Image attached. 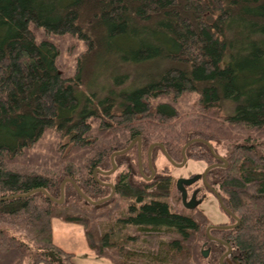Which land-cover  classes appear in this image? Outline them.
<instances>
[{
	"label": "trees",
	"instance_id": "obj_1",
	"mask_svg": "<svg viewBox=\"0 0 264 264\" xmlns=\"http://www.w3.org/2000/svg\"><path fill=\"white\" fill-rule=\"evenodd\" d=\"M137 136L176 162L209 141L235 215L221 206V224H239L210 241L208 215L169 167L143 178L136 146L94 175ZM186 155L217 161L198 141ZM98 179L116 192L95 205L76 185L99 200L112 187ZM0 197V264H77L55 218L113 264H220L229 246L224 264H264V0H0Z\"/></svg>",
	"mask_w": 264,
	"mask_h": 264
},
{
	"label": "rangeland",
	"instance_id": "obj_2",
	"mask_svg": "<svg viewBox=\"0 0 264 264\" xmlns=\"http://www.w3.org/2000/svg\"><path fill=\"white\" fill-rule=\"evenodd\" d=\"M192 159L188 160L184 168H177L171 171L174 176L179 177L202 172L208 165L204 160ZM165 162L166 158L160 156L157 165L162 168V163ZM200 209L208 215L210 224L217 225L228 221L227 215L221 210L219 201L215 196H211ZM53 238L65 250L75 253L77 264H113L107 258L98 256L88 246L84 229L79 224L64 222L55 218L53 220Z\"/></svg>",
	"mask_w": 264,
	"mask_h": 264
},
{
	"label": "water",
	"instance_id": "obj_3",
	"mask_svg": "<svg viewBox=\"0 0 264 264\" xmlns=\"http://www.w3.org/2000/svg\"><path fill=\"white\" fill-rule=\"evenodd\" d=\"M138 140H139V142H140L141 138L138 137ZM200 140L203 141V142H205V143H207V144L209 145V147L211 148V150L213 151V153H215V152H214V149H213V146L209 143V141H207V140H205V139H202V138H195V139L191 140L189 143H187V144L183 147V150H182V153H183V162H182L181 164H177L175 161H172L173 164H175V165H177V166H180V167L184 166V165L186 164V162H187L186 149H187L188 145L191 144L192 142L200 141ZM135 142H136V140H133V141L131 142V144H130L127 148H125V149H123V150H120V151H116V152H114V153L112 154V156H111V160H112L113 167H112L110 170H108V171H103V170H101L100 168H96V169L94 170V175L97 177V174H98V173L111 174V173L115 172L116 169H117V163H116L115 157H116L117 155H120V154L126 153L127 151H129L130 149H132L133 146H134V144H135ZM156 145H161V146L163 147V149H165L164 146H163L161 143H154V144L150 147V153H151L152 149H153ZM164 151H165V150H164ZM165 153H167V152L165 151ZM166 155H167V154H166ZM167 156H168V155H167ZM150 157H151V156H150ZM168 157H169V156H168ZM218 157L223 158V157H221V156H218ZM169 159H171V158H169ZM214 166H216V165H215V164H214V165H211V166H209V167L206 169V171H205V173H204V179H205V181H206V174H207V172H208L212 167H214ZM224 166H227V162H226V164H225ZM150 167H151V170H152V175H151L150 177H147L146 174H145V172H144L143 165H142V162H141V159H140V170H141V173L143 174V176H144L146 179H151V178L153 177V175L155 174V169L153 168V165H152V163H151V160H150ZM201 177H202V174H197V175H195V176H193V177H190V178L181 177V178H179V179L177 180V185H176V186H177V189H178V191H179V192L181 193V195H182V200H183V204H184V206L187 207L188 209H195L196 207H198V206L203 202L202 199H201V200H197V199H196V194H194L193 197H192L190 200H188V193H187V188H186L187 185H191V184H193L194 182H196V181H197L199 178H201ZM98 181H99L100 183H102V184H107V185H109V186L112 187V191H111L110 195H108L107 197H104V198H102V199H99V200H93V199H91L89 196H87V195H86V194H85V193L79 188V186L76 185L77 191L80 193V195H82L83 198L87 199L90 203L95 204V205H100V204H102L103 202H105V201L111 199V198L114 196L115 192H116L115 186H113L112 184L104 183V182H102L100 179H98ZM67 182L75 183V182H74L72 179H70V178L64 180V182L62 183V196H61L60 199H57V198H53V197H51L54 201H57V202H59V203H63V202L65 201V184H66ZM37 191H42V192L48 194V192H47L46 189H44V188H39V189H35V190H33V191L29 192V193H26V194L15 195L14 197H16V196H29V195H31V194L37 192ZM48 195H49V194H48ZM217 196H218V199H219V201H220V203H221L223 209H224L226 212H228V213L232 214L233 216H235L232 212H230L227 208L224 207L223 202H222L221 197L219 196V194H218ZM7 198H10V197H0V201H2V200H4V199H7ZM236 219H237V218H236ZM238 224H239V219H237V222H236L235 224L224 225V226H215V227L229 228V227L237 226ZM212 227H213V226H209L208 229H207V233H208V235H209L210 238H214V237L211 236V234H210V229H211ZM218 240L221 241L222 243L226 244V243H225L224 241H222L221 239H218ZM226 245H227V244H226ZM230 252H231V246H229L228 251H227V252L221 257V259H220V264H224V259H225V257H226ZM209 253H210V249H202V254H203V256H204L205 258H207V257L209 256Z\"/></svg>",
	"mask_w": 264,
	"mask_h": 264
},
{
	"label": "flooded vegetation",
	"instance_id": "obj_4",
	"mask_svg": "<svg viewBox=\"0 0 264 264\" xmlns=\"http://www.w3.org/2000/svg\"><path fill=\"white\" fill-rule=\"evenodd\" d=\"M138 137H140V136H137L136 138H134L133 140H136V142H135V144H134V146H136V149H137V152H133V154H136V156H137V163H138V166H139V168H140V159H141V162H142V165H143V169H144V172H145V174H146V176L147 177H150L151 175H152V170H151V167H150V160H151V163H152V165H153V168L155 169V174L153 175V177L151 178V179H146L144 176H143V174L141 173V175L143 176V178H145L146 180H152L155 176H156V173H157V168L158 169H161V167L160 166H158L157 165V161H158V159H159V157L160 156H162V157H165L166 158V162L165 163H162V167L163 166H167V167H169L168 169H166V172H167V177L168 178H171V177H173V180H175V182H176V185H177V180L179 179V178H181V177H185V178H190V177H193V176H195V175H197V174H202V177L201 178H199L196 182H194L193 184H191V185H187V193H188V200H190L192 197H193V195L194 194H196V199L197 200H203V202L198 206V207H196L195 209H197V208H200L202 205H204V203L211 197V196H215L216 197V199L219 201V199H218V193H217V190H216V188H215V184H211V182L213 181L212 179H210V172L213 170V169H215V168H222L226 163H224V158H220V157H218V156H221L222 157V155H217V154H215V153H213V151H212V153L216 156V159H217V161H215V162H213V163H211V164H208L206 167H205V169L202 171V172H197V173H191V174H189V175H186V176H179V177H175L174 176V174L171 172V171H173L174 169H177V168H184L185 166H186V164H187V162H188V160H190V159H192L191 157H189V156H187V162H186V164L184 165V166H182V167H180V166H177V165H175V164H173V162L172 161H174V160H172V158L169 156V154L168 153H165V149H163L162 151H161V153H153V149H152V151H151V153H150V147L152 146H150L149 147V149H148V151H147V153H144V151H143V149H142V138H141V140H140V142H139V140H138ZM132 140V141H133ZM197 142V141H196ZM198 142H202V143H205V142H203V141H198ZM205 144H207V143H205ZM133 146V147H134ZM156 146H161V145H156ZM155 146V147H156ZM162 147V146H161ZM211 149V148H210ZM131 150V149H130ZM165 150V151H164ZM169 156H167V155ZM156 155H158L157 157H156ZM182 155H183V153H182ZM151 156V157H150ZM156 157V158H155ZM169 158H171V159H169ZM193 160V159H192ZM205 161V160H204ZM176 162V161H175ZM183 162V158H182V160H180V161H177L176 163L177 164H181ZM216 165V166H214V167H212L208 172H207V174H206V181H205V179H204V173H205V171H206V169L209 167V166H211V165ZM146 166H148L149 168H150V172L147 170L146 171ZM155 166H157L156 168H155ZM140 172H141V170H140ZM170 175H171V177H170ZM179 193V192H178ZM181 196V195H180ZM180 202L183 204V200H182V196H181V199H180ZM219 204H220V207L222 206L221 205V203H220V201H219ZM184 205V204H183ZM187 208V207H186ZM188 209V208H187ZM191 210H193V209H191ZM209 226H213V227H215V226H224V224H221V223H219V224H217V225H215V224H210ZM216 236H219V235H216ZM209 240L210 241H215L214 239H212V238H209ZM206 244H204L205 246H204V249H210V253H211V245H208V242H205ZM210 253H209V255H210Z\"/></svg>",
	"mask_w": 264,
	"mask_h": 264
},
{
	"label": "crops",
	"instance_id": "obj_5",
	"mask_svg": "<svg viewBox=\"0 0 264 264\" xmlns=\"http://www.w3.org/2000/svg\"><path fill=\"white\" fill-rule=\"evenodd\" d=\"M59 245V244H58Z\"/></svg>",
	"mask_w": 264,
	"mask_h": 264
}]
</instances>
